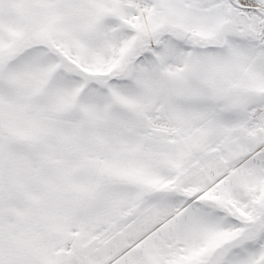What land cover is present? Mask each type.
I'll use <instances>...</instances> for the list:
<instances>
[{
    "label": "snow or ice",
    "instance_id": "snow-or-ice-1",
    "mask_svg": "<svg viewBox=\"0 0 264 264\" xmlns=\"http://www.w3.org/2000/svg\"><path fill=\"white\" fill-rule=\"evenodd\" d=\"M0 264H264V0H0Z\"/></svg>",
    "mask_w": 264,
    "mask_h": 264
}]
</instances>
